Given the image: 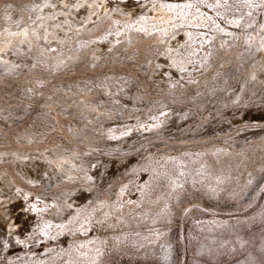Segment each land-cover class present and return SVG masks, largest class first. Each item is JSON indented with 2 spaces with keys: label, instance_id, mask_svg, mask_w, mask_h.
<instances>
[{
  "label": "rangeland",
  "instance_id": "374dc122",
  "mask_svg": "<svg viewBox=\"0 0 264 264\" xmlns=\"http://www.w3.org/2000/svg\"><path fill=\"white\" fill-rule=\"evenodd\" d=\"M20 199L0 264H264V0H0Z\"/></svg>",
  "mask_w": 264,
  "mask_h": 264
},
{
  "label": "bare ground",
  "instance_id": "6f19581e",
  "mask_svg": "<svg viewBox=\"0 0 264 264\" xmlns=\"http://www.w3.org/2000/svg\"><path fill=\"white\" fill-rule=\"evenodd\" d=\"M175 3H177V2H175ZM183 3L184 2H182V5H183ZM186 5H188V4H186ZM176 7H177V5H176ZM168 8H170V7H168ZM171 9H170V11H171ZM168 14H166V12H164V16H168ZM187 15L189 16V13ZM23 199H25V198H23ZM23 199H20L17 202V204L14 207H12V209H9V210H6V211L3 210V212H2V218H0V231H1L2 239H4L3 238V235L4 234H6L8 236V235H10L11 233H13L15 231L16 224H18V223H24L26 225L29 224V220H31V216L26 215V213L24 212V210L21 209V206H24L25 205V200H23Z\"/></svg>",
  "mask_w": 264,
  "mask_h": 264
}]
</instances>
